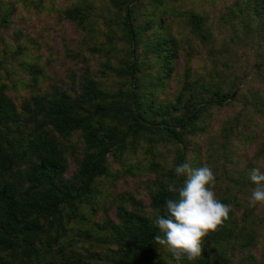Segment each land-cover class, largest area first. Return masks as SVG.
<instances>
[{"label": "trees", "instance_id": "16d2710c", "mask_svg": "<svg viewBox=\"0 0 264 264\" xmlns=\"http://www.w3.org/2000/svg\"><path fill=\"white\" fill-rule=\"evenodd\" d=\"M167 1L175 0L111 1L120 16V37L126 48L116 65L107 58L97 72L101 79L116 77L115 88H108L104 80H96L85 69L79 76L70 74L71 92L55 88L33 94L17 105L6 93L8 84L0 80V264H149L164 247L154 239L160 233L153 221L158 212L167 215V199H178V193L168 192L167 186L177 180L175 166L186 161L187 137L202 131L198 121L204 111L237 97L209 84L187 94L185 80L173 101L158 100L177 56L175 41L156 16L157 11H166L162 7ZM147 4L151 11L145 10ZM92 13L75 8L68 18L82 30L91 31L87 18ZM255 13L264 14V0H258ZM10 14L9 8L3 10L0 28L6 27ZM192 18V30L201 31V18ZM111 35H116V30L109 26L107 38ZM110 51L96 45L89 48L99 56ZM150 63L157 66L153 75L147 74L150 69L143 71ZM4 70L5 63L0 61V71ZM71 136L81 139L83 153L73 174L66 177L65 141ZM142 143L151 155L160 143L176 146L171 168L149 163L148 169L156 177L149 205L153 218L140 214L134 199L127 208L120 203L117 222L95 224L104 231L101 237L79 234L86 249L104 247L101 256L92 259L65 250L69 232L96 211L98 180L113 176L109 157L131 172L128 155L143 147ZM184 179L179 178L178 186ZM218 200L228 203L227 197ZM233 219L231 209L229 218L213 234H230L227 225ZM242 235L243 260L255 264L249 254L254 234L250 230ZM218 264H227V260L221 258Z\"/></svg>", "mask_w": 264, "mask_h": 264}, {"label": "rangeland", "instance_id": "374dc122", "mask_svg": "<svg viewBox=\"0 0 264 264\" xmlns=\"http://www.w3.org/2000/svg\"><path fill=\"white\" fill-rule=\"evenodd\" d=\"M111 1L0 0V18L4 9L11 10L8 24L0 28V61L6 66V70L0 71V80L8 84L6 93L17 105L33 94L55 88L71 92L70 74L79 76L85 69L96 80H104L108 88L117 86L116 77L101 79L103 76L97 72L107 58L116 65L126 48L120 37V16ZM257 2L175 0L163 5L165 12L156 13L177 49L171 77L158 100L173 101L185 80L189 84L187 94L209 84L237 95L222 107L204 111L198 121L202 131L187 137L185 161L193 169L208 165L214 171L216 198L227 197V205L234 212L233 221L227 225L231 233H210L203 240L202 255L192 262L182 258L179 264H218L221 258L227 264H251L249 259L243 260L241 248L242 234L250 230L254 242L249 254L254 256L255 264H264V206L248 207V198L255 187L250 171L254 167L264 171V14L255 15ZM75 8L93 12L87 18L91 31L82 30L68 18ZM144 8L151 11L148 4ZM193 16L201 18L199 32L192 30ZM109 26L116 30L110 39ZM93 45L111 51L108 55L91 54L89 48ZM156 69L153 63L143 66L147 74H155ZM65 144L69 162L66 177H69L83 149L77 136H71ZM142 146L128 155L131 172L109 157L113 176L98 180L96 211L69 232L65 250L81 252L92 259L101 256L104 247L86 249L79 234L101 237L104 231L95 224L117 222L116 208L120 203L127 208L134 199L139 203L140 214L153 218L149 205L156 177L148 169L149 163L156 162L166 170L171 168L176 146L160 143L153 155L147 153L145 143ZM149 264L178 262L163 247Z\"/></svg>", "mask_w": 264, "mask_h": 264}, {"label": "clouds", "instance_id": "9594fccd", "mask_svg": "<svg viewBox=\"0 0 264 264\" xmlns=\"http://www.w3.org/2000/svg\"><path fill=\"white\" fill-rule=\"evenodd\" d=\"M177 180L167 186L170 193H178V199L166 200L167 215L154 217L159 233L154 237L178 262L186 258L197 260L203 251V240L215 232L229 218L231 206L220 202L213 191L216 177L211 167L203 165L193 169L188 163L174 168ZM185 177L182 186L179 178ZM250 180L255 185L248 198V207L264 206V171L254 167Z\"/></svg>", "mask_w": 264, "mask_h": 264}]
</instances>
